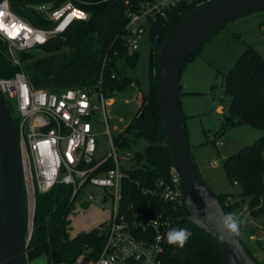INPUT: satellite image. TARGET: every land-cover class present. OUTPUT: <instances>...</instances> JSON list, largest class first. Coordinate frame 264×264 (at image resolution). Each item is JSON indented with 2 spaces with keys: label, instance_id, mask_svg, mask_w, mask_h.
<instances>
[{
  "label": "built area",
  "instance_id": "obj_1",
  "mask_svg": "<svg viewBox=\"0 0 264 264\" xmlns=\"http://www.w3.org/2000/svg\"><path fill=\"white\" fill-rule=\"evenodd\" d=\"M207 1L210 0H125L127 22L120 35L125 54L133 55L142 41H150L152 24L166 17L168 11L182 3L199 7ZM32 7L50 21L48 27L30 24L11 10L8 0H0V37L6 41L8 59L17 66L12 76L0 77V89L8 106L12 102L18 113L15 128L30 220L27 243L32 232L36 193H46L55 184L63 183L72 186L71 201L85 189L90 203L109 211L108 219L94 228L104 238L98 256L86 259L87 253L83 252L72 264H161L163 235L178 219L167 212L162 203L178 209V174L172 166L167 179L159 178L154 183L132 177L143 161L137 159L138 151L127 144V132L112 136L107 126L109 100L118 91L104 87L103 72L110 61L108 54L104 55L99 75L92 85L72 86L60 91L31 86L18 53H31L35 48H41L50 39L61 36L72 22L86 20L89 15L73 0ZM115 77L112 72L110 78ZM98 115H102L100 122L103 120L106 125L103 132L108 135V151L96 158L97 135L100 133L96 131ZM221 143L217 140L215 145ZM108 163L110 165L106 166ZM125 182L135 185L148 201L141 202L132 195L124 197ZM234 184H237L236 180ZM232 202L228 197L225 204ZM230 214H234L241 224L243 212L240 209Z\"/></svg>",
  "mask_w": 264,
  "mask_h": 264
},
{
  "label": "trees",
  "instance_id": "obj_2",
  "mask_svg": "<svg viewBox=\"0 0 264 264\" xmlns=\"http://www.w3.org/2000/svg\"><path fill=\"white\" fill-rule=\"evenodd\" d=\"M8 1L11 10L20 18L34 26L48 27L50 21L46 20L42 13L35 11L32 6L40 3L59 5L65 0ZM73 1L77 6L88 12V18L72 22L61 36L52 38L46 44L41 45L40 47L49 55L33 62L36 70L40 71L44 76H50L56 63V59L53 56L54 51L62 46L78 48L89 34L95 33V55L99 66L105 54L110 57V61L103 72L104 87L110 90L124 88L131 80L128 77L118 78L117 75L112 79L110 74L113 72L112 68L118 60L125 58L131 67L135 65L137 60L138 52L127 56L120 40V35L127 22L124 14L125 0ZM213 1L215 0L207 1L203 5ZM197 7L182 3L178 8L168 11L166 17L158 19L150 28L149 40L151 49L148 64L150 89L147 93H142L139 97H136L139 99V106L126 135L128 137L129 134H132L136 140L143 139L146 142L145 149L136 154L137 159L143 161L142 167L137 168L132 174V177L140 178L141 182L148 180L154 183L159 178L167 179L169 177L172 160L170 149L165 140L160 113L157 89V53L165 35L184 16ZM200 46L185 59L182 69L184 64L198 52ZM115 51L116 55H114ZM6 53V41L0 37V77H10L17 70V66L10 62ZM18 55L22 60L31 58V53L27 52H19ZM223 82L224 96L229 98L230 101L227 109L228 115L223 118V126L232 127L238 124H245L263 130V134L249 145L244 146L222 160L221 163H223V170L227 180L233 185H238L240 191L234 194L232 192H218L216 196H218L227 215L234 210L240 209L242 204L245 203L250 216L263 218L261 228L264 235V56L252 45L247 44L233 62L230 70L224 74ZM182 87L180 83V94H183ZM181 115L183 116L184 132H186L185 115L182 111ZM13 122L16 127L17 121L13 120ZM186 137L188 142L187 132ZM109 165L110 163L106 166ZM197 170L199 172L198 167ZM199 175L203 183L207 185L200 172ZM234 180L237 181V184H234ZM71 194L72 186L63 183L55 184L46 193H36L32 232L26 248L28 260L43 255L47 264L58 262L72 264L75 257L83 252L87 253L86 259L98 256L104 244V238L99 236L95 229L80 233L72 238L68 235L66 216L71 204ZM131 195L139 198L141 202L148 201V197L143 198L140 190L135 185L125 182L124 197L127 198ZM228 197L232 198L233 202L226 205L225 202ZM153 200L156 201L157 199ZM23 201V228L26 231L27 199L24 186ZM162 206L173 217H178V219L170 225L163 235L164 250L161 264H224L221 248L216 245L213 238L194 227L185 216V213H183L180 205L177 210L171 209L168 203H162ZM1 212L2 175L0 172ZM172 227L190 230L191 235L184 247L167 243L166 233ZM240 229V224H238V234L237 232L235 233L242 244L251 257L259 264H264V261H258L249 247L244 244ZM90 248L92 252L89 253L87 250Z\"/></svg>",
  "mask_w": 264,
  "mask_h": 264
},
{
  "label": "rangeland",
  "instance_id": "obj_3",
  "mask_svg": "<svg viewBox=\"0 0 264 264\" xmlns=\"http://www.w3.org/2000/svg\"><path fill=\"white\" fill-rule=\"evenodd\" d=\"M264 9L246 15L245 18L231 22L219 29L205 41L198 52L184 64L179 83L182 84L183 94H180L181 111L185 115V128L188 134V144L194 163L199 172L216 194L220 189L234 192L237 186L227 180L222 160L237 150L249 145L263 134V130L238 124L232 127L223 126V118L227 116L229 98L223 93V76L227 73L236 59V52L244 50L247 44L259 47L264 38ZM96 34L91 33L80 47L62 46L53 52L56 63L50 76H44L37 71L34 61L49 55L42 48L31 51V58L22 60V70L32 87L45 90L60 91L62 89L92 85L99 75V63L95 55ZM236 47V48H235ZM236 49L235 53L231 51ZM150 41H142L136 63L131 67L125 58L118 60L112 68L120 77H128L131 81L109 100L107 108V126L112 136L127 132L139 106V97L150 89L148 80V64L150 57ZM17 55V54H16ZM19 55H17L18 57ZM19 58V57H18ZM219 107L217 108V106ZM13 120L18 113L14 104L9 103ZM102 119V115H98ZM96 131V158L106 154L108 135L103 131L106 125L101 120ZM221 145H215L216 141ZM127 144L142 152L146 147L143 139H135L132 134L126 138ZM264 179V177H263ZM247 206V205H246ZM109 217V211L90 203L85 189H81L71 201L68 214V235L74 237L97 227ZM244 215L241 216L243 220ZM246 217L249 212L246 211ZM26 224L29 223L27 214ZM262 217L255 218L253 223L243 227L245 235L253 233L251 240L245 236L243 242L249 247L258 261H264V240ZM245 222V221H244ZM28 264H47L45 256L28 260Z\"/></svg>",
  "mask_w": 264,
  "mask_h": 264
},
{
  "label": "water",
  "instance_id": "obj_4",
  "mask_svg": "<svg viewBox=\"0 0 264 264\" xmlns=\"http://www.w3.org/2000/svg\"><path fill=\"white\" fill-rule=\"evenodd\" d=\"M264 9V0H215L181 19L163 38L157 53L158 96L166 143L179 177L180 205L195 228L205 232L223 253L224 264H259L237 234L227 226V214L213 190L200 179L180 109L182 64L215 31ZM0 264H28L29 223L23 228V177L16 128L0 89Z\"/></svg>",
  "mask_w": 264,
  "mask_h": 264
},
{
  "label": "clouds",
  "instance_id": "obj_5",
  "mask_svg": "<svg viewBox=\"0 0 264 264\" xmlns=\"http://www.w3.org/2000/svg\"><path fill=\"white\" fill-rule=\"evenodd\" d=\"M227 226L238 234V224L239 221L234 216V214H229L226 217ZM191 232L187 228H170L166 233L167 243L170 245H177L179 247H184L187 243Z\"/></svg>",
  "mask_w": 264,
  "mask_h": 264
},
{
  "label": "crops",
  "instance_id": "obj_6",
  "mask_svg": "<svg viewBox=\"0 0 264 264\" xmlns=\"http://www.w3.org/2000/svg\"><path fill=\"white\" fill-rule=\"evenodd\" d=\"M264 29V26L261 24L260 25V30H263ZM260 46L259 47H257V46H255V45H252L254 48H256L260 53H261V55L262 56H264V38L261 40V42H260ZM236 48V47H235ZM234 48V50L233 51H231L232 52V54H233V52L235 53V51H236V49ZM242 52V51H241ZM241 52H236V53H241ZM239 54H236L237 56L239 55ZM237 56H236V58H237ZM219 107V105L217 106V108ZM263 157H264V152H263ZM235 186H237V188L238 189H235L234 190V192H232L233 194L234 193H237V192H239L240 191V188H239V186L238 185H235ZM218 192H225V193H229L228 191H226V190H219ZM217 192V193H218ZM240 210H241V212H243V214L242 215H244V217H243V220H241V224H240V233H242V238H245V232H244V230L242 231V229H243V227L244 226H246L247 224H251V223H253V221H254V217H252V216H250V214H249V217L247 218L246 217V211L248 212V210H247V208H246V204L244 203V204H242V206H241V208H240ZM245 221V222H244ZM264 236V235H263ZM246 237H248L250 240H251V238L253 237V233L251 234V235H249V236H246ZM263 240H264V237H263Z\"/></svg>",
  "mask_w": 264,
  "mask_h": 264
},
{
  "label": "snow or ice",
  "instance_id": "obj_7",
  "mask_svg": "<svg viewBox=\"0 0 264 264\" xmlns=\"http://www.w3.org/2000/svg\"><path fill=\"white\" fill-rule=\"evenodd\" d=\"M0 15H2V13H0Z\"/></svg>",
  "mask_w": 264,
  "mask_h": 264
}]
</instances>
